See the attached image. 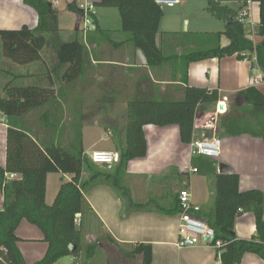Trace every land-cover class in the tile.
<instances>
[{"label": "crops", "instance_id": "obj_1", "mask_svg": "<svg viewBox=\"0 0 264 264\" xmlns=\"http://www.w3.org/2000/svg\"><path fill=\"white\" fill-rule=\"evenodd\" d=\"M221 3L237 13L249 5L253 25L246 26L251 33L254 28L249 38L256 44L262 41L257 34L259 2L221 0ZM104 7L96 6L97 19L104 31L96 30L94 25L84 38L88 51L86 72L78 87L65 88L62 74L57 70L61 43L49 41L41 60L18 65L3 55L0 40V96L5 95L8 84L52 86L65 111L78 115L84 154L88 157L94 150L119 151L120 135L115 130L125 125L129 110V146L135 156L127 162L93 163L83 169L84 194L93 210L79 217L86 243L99 244L96 255L87 264L115 263L105 260L102 254L105 240H111L109 237L121 247L122 256H118L122 258L119 257L118 264H143L144 254L129 256L124 252H131L140 244L151 247L150 264H222L217 248L204 240L198 245L178 247L180 191L188 189L193 201L203 210L212 204L213 189L207 175L191 171L197 167L192 163L191 146L183 139L180 125L159 124L160 101H183L188 85L217 89L220 93L217 103L199 104L196 108L194 136L220 135L221 156L215 159L218 172L219 165L225 163L239 175L240 191L264 192V139L250 132L251 125L242 112L252 105L237 95L252 85L264 93V70L253 58L241 60L236 55L188 63L184 56L191 52L230 43L227 35L222 34L226 22L209 12L208 0H180L174 7L163 8L157 44L167 60L158 67L149 66L142 50L132 43L131 35L121 30V17L120 25L108 24V15L111 13L118 19L119 10ZM37 24L36 10L24 0H0V30L20 29L24 25L35 28ZM253 62H256L255 68L251 66ZM145 104L147 109L143 108ZM220 104L227 110L220 112ZM41 112L44 110H37L36 127H48L50 122L42 119ZM10 144L19 151L18 156L11 155ZM34 151L45 152L31 135L9 127L6 116L0 112V165L15 169L36 166L41 159ZM11 174L14 178L20 177L19 173ZM72 177V173L63 171L49 172L48 204L55 201L62 182ZM3 202L0 189V208ZM139 204L146 209L135 208ZM169 210L176 213L169 214ZM256 228L254 212L244 211L237 217L235 232L239 238L251 239L256 235ZM16 234L20 238L18 247L28 264L44 257L48 243L38 226L23 219ZM74 261L73 256H68L56 264H74ZM239 264H264V260L247 252Z\"/></svg>", "mask_w": 264, "mask_h": 264}, {"label": "trees", "instance_id": "obj_2", "mask_svg": "<svg viewBox=\"0 0 264 264\" xmlns=\"http://www.w3.org/2000/svg\"><path fill=\"white\" fill-rule=\"evenodd\" d=\"M260 4V19L257 34L262 41L255 43L247 26L237 19L235 9L224 5L221 0H208L207 9L215 17L226 22L222 34L227 35L230 43L207 50L194 51L184 56L188 63L192 61L234 56L244 60V52H256V61L264 70V0H252ZM38 14L35 28L24 25L20 29L0 30L2 53L18 65H28L42 59V52L48 44L51 33L60 31L58 13L52 0H24ZM248 2H246L247 4ZM95 6L116 7L122 21L121 30L131 35L135 47L142 50L147 64L151 67L161 66L167 57L157 44L160 23L164 16L155 0H101ZM80 12L75 5L72 6ZM96 30L103 32L97 15H93ZM74 39L63 42L57 52L58 68L62 74L65 88L78 87L86 72L85 59L88 51L83 38V29H76ZM221 35V33H220ZM252 59V56L249 57ZM56 70V69H55ZM252 107L250 132L264 139V93L252 85L238 92ZM220 93L217 89L188 85L183 101H160L161 125L178 123L182 137L191 143L194 137L195 111L199 104L217 103ZM147 109L146 104L143 105ZM44 110L40 115L49 121L48 127H36L37 110ZM0 112L6 116L9 127L28 133L45 152L34 151L41 159L31 167L0 165V189L4 202L0 208V264H28L21 253L18 242L20 238L16 229L23 219L38 226L44 233L48 249L44 257L33 264H56L60 259L74 257V264H87L98 250L97 242L86 243L82 220L76 225L77 217L93 209L85 198L86 184L82 181L83 169L93 164L84 154L82 123L78 115L65 111L52 86L40 84H8L5 95L0 96ZM66 115V118H65ZM126 123L115 131L120 135L118 146L120 162H127L135 156L129 146V110L125 114ZM64 121L63 126L59 124ZM231 125V124H230ZM229 125V126H230ZM244 126V125H242ZM13 131L10 132L11 135ZM33 147V146H32ZM11 155L18 156V150L10 144ZM55 159L54 163L47 155ZM192 163L198 171L207 175L212 182L213 199L208 209H201L198 217L205 220L216 236L221 240L217 248L218 258L222 264H239L245 253L259 255L264 260V192L260 190L240 191L239 175L235 172L222 174L217 170V161L206 156L193 157ZM52 171L72 173L70 180H64L52 204L46 201L47 176ZM19 173V178H10L11 173ZM119 188L118 184L116 185ZM120 189V188H119ZM138 209H146L139 204ZM162 211V209H161ZM244 211H252L256 217V235L251 239L239 238L235 232L237 217ZM169 214L175 210L167 211ZM111 242L118 244L113 238ZM72 244V248L70 245ZM126 255L144 254V264H150L151 247L140 244Z\"/></svg>", "mask_w": 264, "mask_h": 264}, {"label": "built area", "instance_id": "obj_3", "mask_svg": "<svg viewBox=\"0 0 264 264\" xmlns=\"http://www.w3.org/2000/svg\"><path fill=\"white\" fill-rule=\"evenodd\" d=\"M54 1V0H53ZM155 2L161 7H174L180 2V0H155ZM79 10L83 16L84 25H83V36L87 35L89 29L94 26L93 15L96 14V6L94 1L86 0V2L81 3ZM237 19L247 24H252L250 19V9L249 5H245L237 14ZM254 34V28L251 35ZM244 60H249V57L252 56L256 60V52H244ZM222 104L219 106V111L224 112L227 109H221ZM191 146L192 157L196 156H206L209 158L217 159L221 156V146L222 138L220 135L215 134L212 137L202 135L201 137H194ZM90 160L94 164L104 165V164H114L121 161V154L119 151H108V150H94L89 155ZM191 171L198 172V168H191ZM14 174H10V178H14ZM179 239L178 247L186 248L194 245H198L201 241H205L207 244H211L218 248L221 245V240H216L214 230L209 227V225L202 218L198 217L197 213L201 211V206L195 203L192 199V194L188 189H183L180 191L179 196ZM81 218L78 216L76 220V225L80 226ZM214 236V239L211 240L210 237Z\"/></svg>", "mask_w": 264, "mask_h": 264}, {"label": "rangeland", "instance_id": "obj_4", "mask_svg": "<svg viewBox=\"0 0 264 264\" xmlns=\"http://www.w3.org/2000/svg\"><path fill=\"white\" fill-rule=\"evenodd\" d=\"M84 2H86V0H54L53 1L55 9L59 15V23H60V29L61 30L56 32V33H51L49 35V38H50L49 41H51V43H54V44L61 43L62 44L63 42L70 41V40L74 39L75 36H74L73 32L77 28L81 29L83 27L84 20H83L82 14H80L81 12H79L76 9H73L72 6L75 5L76 8L79 9L80 4L84 3ZM104 8H107V9L111 8V9L115 10L116 12L118 10V8H116V7H104ZM96 10H97V8H96ZM103 10H105V9H103ZM116 17H115V15L113 16L111 13L108 15L107 20H108V24L111 27H116L117 24L120 25V16H118V19ZM218 34L220 35V33H218ZM207 35L205 34L203 36L207 37ZM83 38H84V36H83ZM85 40L86 39H84V42H86ZM242 113L244 116H246L247 120L251 118V114L249 112V109L245 110V112H242ZM65 118H66V115H65ZM201 136L202 135L200 134V137ZM206 136L211 137L212 134L207 133ZM104 245H105L104 251L102 253L104 255L103 258H105V260L108 259L110 261V263L115 262L113 264H118L117 262L119 261L120 258H122V257H120V256H122V254L119 251L121 249V247L116 245L115 243H112L110 240L109 241L105 240ZM118 254H120V256H118ZM143 264H144V255H143Z\"/></svg>", "mask_w": 264, "mask_h": 264}, {"label": "water", "instance_id": "obj_5", "mask_svg": "<svg viewBox=\"0 0 264 264\" xmlns=\"http://www.w3.org/2000/svg\"><path fill=\"white\" fill-rule=\"evenodd\" d=\"M263 45H264V42H263ZM251 66H252V68H255L256 62H253ZM221 108H223L222 105H221ZM104 165H111V164H104ZM219 172L222 174H231V173H233V170L229 165H227L225 163H221L219 165ZM210 239L213 240L214 236H211ZM70 248H72V244L70 245Z\"/></svg>", "mask_w": 264, "mask_h": 264}]
</instances>
